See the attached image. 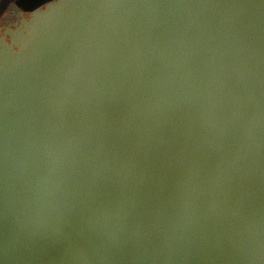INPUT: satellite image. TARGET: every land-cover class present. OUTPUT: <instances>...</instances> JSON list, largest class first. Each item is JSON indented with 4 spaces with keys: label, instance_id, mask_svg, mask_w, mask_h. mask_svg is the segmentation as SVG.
<instances>
[{
    "label": "water",
    "instance_id": "water-1",
    "mask_svg": "<svg viewBox=\"0 0 264 264\" xmlns=\"http://www.w3.org/2000/svg\"><path fill=\"white\" fill-rule=\"evenodd\" d=\"M9 7L0 264H264V0Z\"/></svg>",
    "mask_w": 264,
    "mask_h": 264
},
{
    "label": "crops",
    "instance_id": "crops-1",
    "mask_svg": "<svg viewBox=\"0 0 264 264\" xmlns=\"http://www.w3.org/2000/svg\"><path fill=\"white\" fill-rule=\"evenodd\" d=\"M46 0H0V16L9 9L12 3H18L20 9H29L41 5Z\"/></svg>",
    "mask_w": 264,
    "mask_h": 264
},
{
    "label": "flooded vegetation",
    "instance_id": "flooded-vegetation-1",
    "mask_svg": "<svg viewBox=\"0 0 264 264\" xmlns=\"http://www.w3.org/2000/svg\"><path fill=\"white\" fill-rule=\"evenodd\" d=\"M16 5L18 6V3H16ZM20 8V7H19Z\"/></svg>",
    "mask_w": 264,
    "mask_h": 264
}]
</instances>
